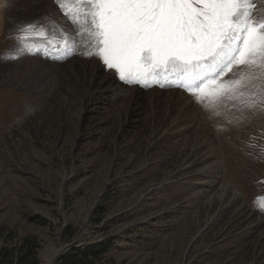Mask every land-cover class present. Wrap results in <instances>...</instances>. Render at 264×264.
Listing matches in <instances>:
<instances>
[{
  "label": "rangeland",
  "instance_id": "1",
  "mask_svg": "<svg viewBox=\"0 0 264 264\" xmlns=\"http://www.w3.org/2000/svg\"><path fill=\"white\" fill-rule=\"evenodd\" d=\"M48 3L0 0V232L36 238L41 264H57L70 244L103 242V264H264V220L251 216L264 197V137L228 124L238 101L210 114L183 89L111 77L109 87L129 91L113 99L95 58L58 62L61 52L44 49L4 59L16 25ZM36 61L51 64L48 75ZM182 121L194 127L177 130Z\"/></svg>",
  "mask_w": 264,
  "mask_h": 264
},
{
  "label": "snow or ice",
  "instance_id": "2",
  "mask_svg": "<svg viewBox=\"0 0 264 264\" xmlns=\"http://www.w3.org/2000/svg\"><path fill=\"white\" fill-rule=\"evenodd\" d=\"M47 7L16 25L4 59L52 47L62 53L58 62L95 58L124 85L183 89L210 114L219 115L224 98L236 100L239 115L230 114L228 124L254 125L264 137V16L254 0H49ZM254 210L264 213V197Z\"/></svg>",
  "mask_w": 264,
  "mask_h": 264
},
{
  "label": "trees",
  "instance_id": "3",
  "mask_svg": "<svg viewBox=\"0 0 264 264\" xmlns=\"http://www.w3.org/2000/svg\"><path fill=\"white\" fill-rule=\"evenodd\" d=\"M104 215L105 211H100ZM99 215V214H98ZM69 238L74 237L70 232ZM112 245L114 244L111 243ZM108 243L95 245H68L57 264H103L110 252ZM40 243L36 238L18 239L16 234L4 235L0 232V264H41L39 260Z\"/></svg>",
  "mask_w": 264,
  "mask_h": 264
},
{
  "label": "bare ground",
  "instance_id": "4",
  "mask_svg": "<svg viewBox=\"0 0 264 264\" xmlns=\"http://www.w3.org/2000/svg\"><path fill=\"white\" fill-rule=\"evenodd\" d=\"M38 64H40V68L38 69V71L39 70H42V72H41V74H43V75H48L49 74V70L48 69H46V66L48 67V65L47 64H50V63H46L45 65L44 64H42V62L40 63V61H36ZM93 63H96L97 64V60L96 61H94ZM20 65H23L22 63L20 64ZM51 65V64H50ZM28 67V66H27ZM27 67H26V69H27ZM97 67H98V65H97ZM103 70H101V71H99L100 73L102 72ZM58 73V72H57ZM95 74H98V72L97 73H95ZM102 74H104V73H102ZM101 74V75H102ZM56 74H54V76H55ZM107 77H109V78H107ZM112 76L110 75V74H107L106 75V77L104 76L102 79H103V83H102V87H103V84L105 83V85L106 86H108V88H106V89H104V90H102V91H104V92H107V93H104V94H106L107 96L109 95V97H111V98H113V99H116L117 97H118V95L120 94V95H123V94H127L129 91H127V92H125L124 90L125 89H123L122 87L123 86H121V85H118L117 84V87L114 89L113 87H109L112 83H113V81H114V79L113 78H111ZM102 79H101V81H102ZM101 81H100V83H101ZM121 86V87H120ZM117 90V91H116ZM128 90V89H127ZM162 91H166V89H162ZM162 91H157V92H155L154 94H153V96L155 95V97H154V103L155 102H157V100H156V98H157V95L159 94V92H162ZM180 93H182V92H180ZM183 95H184V97H188L187 95H185L184 93H182ZM127 96V95H126ZM126 96H125V98H126ZM124 98V99H125ZM116 101H119V100H116ZM192 102V101H191ZM155 104H157V103H155ZM174 106H176L175 108H181V106L180 107H177V104H174ZM193 106V105H192ZM171 109H172V106H171ZM27 112H31V107L29 106L28 108H27ZM33 112V111H32ZM193 113H194V115H195V119H197L198 120V124H201L202 126H205L204 124H206L205 122L202 124V122H203V118H202V115H201V112H199V110H196L194 107H193ZM209 116L211 117V115L209 114ZM181 123V124H180ZM179 124V126H177V124H174L173 125V128H175L176 126H177V130H180V128H184V129H186L187 128V126H189V127H194L193 126V124H188L187 122L186 123H183V121L182 122H179L178 123ZM180 125H181V127H180ZM202 128V127H201ZM205 128H207V126L205 127ZM205 128H203V129H200V131H202V130H204ZM177 132V131H176ZM189 132V131H188ZM214 139V138H213ZM209 140H211V144L212 145H214L215 146V144H216V141L215 140H213L212 141V139L210 138ZM217 147H219V145H216ZM228 188L229 189H231L236 195H240V193L237 191V190H235L231 185H228ZM251 216L253 217V216H255L256 217V223H257V221L259 220V219H263L264 220V218H261L260 217V213L259 212H257L256 210H253L252 212H251ZM261 216L262 217H264V215H262L261 214Z\"/></svg>",
  "mask_w": 264,
  "mask_h": 264
}]
</instances>
